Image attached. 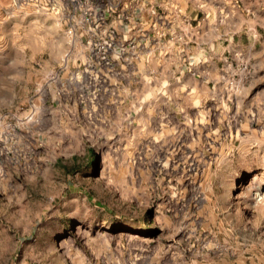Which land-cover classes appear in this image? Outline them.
<instances>
[{
  "label": "rangeland",
  "instance_id": "obj_1",
  "mask_svg": "<svg viewBox=\"0 0 264 264\" xmlns=\"http://www.w3.org/2000/svg\"><path fill=\"white\" fill-rule=\"evenodd\" d=\"M0 117V264H264V0H0Z\"/></svg>",
  "mask_w": 264,
  "mask_h": 264
},
{
  "label": "built area",
  "instance_id": "obj_2",
  "mask_svg": "<svg viewBox=\"0 0 264 264\" xmlns=\"http://www.w3.org/2000/svg\"><path fill=\"white\" fill-rule=\"evenodd\" d=\"M96 14L94 13V10H92L91 8H84L82 10V15H81V19L79 20V23L81 25H91L94 28H92L90 30V41H89V45L91 46V48L93 49V51L96 50V48H100L101 50H103V52H106L107 50L111 49L112 44H114V42H112V37L111 34L108 35L106 32L105 34H107L109 36L110 40H105L104 42L100 43L101 47L99 46V44L95 43V37L98 33V31L96 30V26H98L96 24ZM12 118H16V115L13 114L11 115ZM9 117H0V163L2 160V157L4 156V153H10L9 149H7V146H10L13 144L14 138L18 132V127L17 125H15L12 120L8 119Z\"/></svg>",
  "mask_w": 264,
  "mask_h": 264
}]
</instances>
